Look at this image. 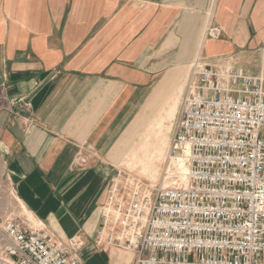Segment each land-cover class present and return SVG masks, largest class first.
I'll return each mask as SVG.
<instances>
[{"label":"crops","instance_id":"0c3cea01","mask_svg":"<svg viewBox=\"0 0 264 264\" xmlns=\"http://www.w3.org/2000/svg\"><path fill=\"white\" fill-rule=\"evenodd\" d=\"M196 58L264 77V0H0V165L86 264H134L94 241L112 150Z\"/></svg>","mask_w":264,"mask_h":264},{"label":"built area","instance_id":"2783aa9c","mask_svg":"<svg viewBox=\"0 0 264 264\" xmlns=\"http://www.w3.org/2000/svg\"><path fill=\"white\" fill-rule=\"evenodd\" d=\"M169 154L185 160L186 183L143 190L117 172L96 245L134 251V264H264V77L194 59ZM73 164H86L81 151ZM3 228L2 264H86L81 234L17 215Z\"/></svg>","mask_w":264,"mask_h":264},{"label":"rangeland","instance_id":"374dc122","mask_svg":"<svg viewBox=\"0 0 264 264\" xmlns=\"http://www.w3.org/2000/svg\"><path fill=\"white\" fill-rule=\"evenodd\" d=\"M188 73L189 67L187 72L185 70L178 77L177 82L172 85L171 89H168L170 93H168L166 99L160 102L161 104L157 105L156 113H148L147 116L142 117L137 125V131L135 130L129 136L124 137L118 143L116 149L112 150V156L116 161L115 173L121 171L132 175L143 185V190L162 186L164 182L170 183L169 187L181 183L177 169L172 164L174 157H170L169 148ZM175 97L178 98L177 110L171 124L164 117L166 111L174 104ZM149 155L150 157H148ZM115 173L114 175H116ZM16 195L14 187L7 180L0 165V260L4 257L3 227L5 220L17 215L22 220L27 221L26 217L21 215V206L16 199ZM0 264L2 263L0 262Z\"/></svg>","mask_w":264,"mask_h":264},{"label":"bare ground","instance_id":"6f19581e","mask_svg":"<svg viewBox=\"0 0 264 264\" xmlns=\"http://www.w3.org/2000/svg\"><path fill=\"white\" fill-rule=\"evenodd\" d=\"M175 102L174 104L166 111V116L164 117V119L167 120V122L169 121L171 124L173 122V119L175 117L176 114V110H177V103H178V98L175 97ZM163 119V118H162ZM165 124V122H164ZM170 127V125H169ZM163 128V127H162ZM155 129V128H154ZM159 130V129H158ZM161 132V130H160ZM157 135V134H156ZM156 137V136H155ZM164 142V141H163ZM149 144V143H148ZM147 148V147H146ZM148 153V152H146ZM150 157V155L148 156ZM173 158V157H172ZM156 163V162H155ZM172 164L175 166V169H177L178 175H179V179L181 183H186L188 177V167L185 164V160L182 159V156H178V157H174L172 160ZM156 166V165H155ZM173 167V166H172ZM150 170V169H149ZM173 170V169H172ZM155 171V170H154ZM152 173V171H150ZM156 172V171H155ZM158 173V172H157ZM155 175V174H154ZM157 176V175H155ZM154 176V177H155ZM173 179V178H172ZM164 187H169L170 183H163ZM16 199L18 200L20 206H21V215L25 216L27 221H40L31 211L28 210V208L24 205V203L20 200V198L16 195Z\"/></svg>","mask_w":264,"mask_h":264}]
</instances>
